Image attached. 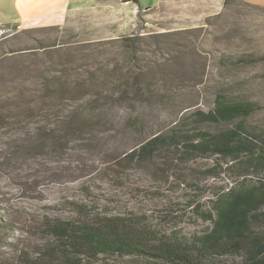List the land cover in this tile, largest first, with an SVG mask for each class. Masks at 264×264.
Listing matches in <instances>:
<instances>
[{
	"label": "rangeland",
	"instance_id": "obj_1",
	"mask_svg": "<svg viewBox=\"0 0 264 264\" xmlns=\"http://www.w3.org/2000/svg\"><path fill=\"white\" fill-rule=\"evenodd\" d=\"M150 2L141 0L147 7ZM99 16L84 11L62 26L0 25V224H6L0 225V264L36 258L53 240L46 225L75 217L80 208L142 217L187 237L200 233L209 223L197 206L206 210L237 181L233 171H220L225 161L206 155L182 162L173 147L150 160L126 155L177 126L193 134V114L213 110L219 93L259 103L246 125L264 129V7L164 0L141 14L135 32L125 34H114ZM138 32L145 37L136 55H125L113 41ZM242 58L246 63L239 62ZM104 67L142 70V87L154 92L153 98H131L112 111L115 118L107 124L93 123L83 136H67L62 118L47 117L60 108L42 97L56 87L50 79L78 83ZM67 104L74 108L78 102ZM199 128L215 132L222 127ZM218 164L219 175L207 173ZM90 264L145 261L114 256Z\"/></svg>",
	"mask_w": 264,
	"mask_h": 264
},
{
	"label": "trees",
	"instance_id": "obj_2",
	"mask_svg": "<svg viewBox=\"0 0 264 264\" xmlns=\"http://www.w3.org/2000/svg\"><path fill=\"white\" fill-rule=\"evenodd\" d=\"M234 1L258 7L243 0H226V5ZM158 35L162 34L149 37ZM143 37L144 33L138 32L113 41L125 55H136ZM86 47L90 46H83ZM239 62L246 63L244 58ZM98 71L94 77L78 83L68 79L61 83V77H53L49 82L56 87L43 93V99L60 105L47 117L62 118L67 136H83L93 123L107 124L115 118L112 111L131 98L143 97L147 101L153 98L154 92L148 93L142 87L145 75L142 70L137 74L124 67L114 71L104 67ZM113 79L120 84L114 86ZM73 90L78 91L76 96L72 95ZM71 101L78 104L69 107L67 103ZM258 109L257 102L229 100L219 93L213 110L193 114L196 124L193 134L177 126L169 134L154 135L140 142L125 157L133 161L150 160L160 150L173 147L182 162L206 155L225 161L226 167H220V171H233L237 181L218 193L206 210L197 206L196 212L209 223L200 233L187 237L151 226L142 217L100 215L80 208L75 217L47 224L53 240L36 258L21 256L18 264H90L114 256L143 259L145 264H264V129L249 130L246 125ZM135 119L131 124L137 126L140 115ZM204 124L222 128L204 131L199 128ZM218 166L207 173L219 175Z\"/></svg>",
	"mask_w": 264,
	"mask_h": 264
},
{
	"label": "crops",
	"instance_id": "obj_3",
	"mask_svg": "<svg viewBox=\"0 0 264 264\" xmlns=\"http://www.w3.org/2000/svg\"><path fill=\"white\" fill-rule=\"evenodd\" d=\"M264 7V0H243ZM164 0H151L148 7L141 0H0V25L18 24L24 28L62 26L73 15L84 11L98 13L116 33L135 32L141 14L158 8ZM156 12V11H155Z\"/></svg>",
	"mask_w": 264,
	"mask_h": 264
}]
</instances>
